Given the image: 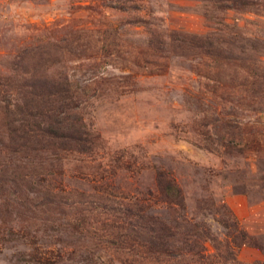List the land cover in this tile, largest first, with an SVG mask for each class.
Returning <instances> with one entry per match:
<instances>
[{"label": "rangeland", "instance_id": "rangeland-1", "mask_svg": "<svg viewBox=\"0 0 264 264\" xmlns=\"http://www.w3.org/2000/svg\"><path fill=\"white\" fill-rule=\"evenodd\" d=\"M249 1L0 0V140L49 101L41 129L85 133L21 164L0 151V264H264V98L247 85L264 0ZM59 77L72 100L49 95ZM160 228L170 255L152 251Z\"/></svg>", "mask_w": 264, "mask_h": 264}, {"label": "trees", "instance_id": "trees-1", "mask_svg": "<svg viewBox=\"0 0 264 264\" xmlns=\"http://www.w3.org/2000/svg\"><path fill=\"white\" fill-rule=\"evenodd\" d=\"M240 5L244 6L245 8H254L255 6H259L257 3H255L253 0L249 2H242ZM232 7V6H230ZM233 8V7H232ZM254 11L253 9H251ZM261 48L264 49V41L260 42ZM256 67V69H251L248 72V78H247V85L250 89L251 95L253 96H259L261 98H264V66ZM53 86L49 88V95H51L54 99V101H62L72 100V93L71 88L67 82L66 77L62 78L59 77L58 80L52 81ZM32 90L26 94L27 98L23 97V101H33L34 99L39 98L37 101H42V97L40 94H35V89L33 87ZM47 94V93H45ZM40 96V97H39ZM36 101V102H37ZM53 101V102H54ZM48 105H50V101L46 103L44 108L39 105H34L31 110L26 111L24 115H22V118L20 119H14L9 120L5 124L9 125L7 132H2V137L0 140V151L2 152L10 150L12 153L16 155V157L19 159L20 164L24 160L28 159L29 157H32L31 155H36L37 153H41L43 151H47L45 146H55L53 152H61L63 150H72V144L74 146H78V144L83 139V134L81 133L79 129H77L75 123H70L66 125V127L63 125L64 122L55 121V123H58V127L56 128V131L51 129V126L49 125L46 130L41 129V124L38 123L36 120L41 119L45 117L47 114ZM18 109V107H16ZM62 107H60L61 109ZM20 111V110H19ZM60 112V111H59ZM17 113V112H16ZM22 114V113H19ZM30 117L31 121H33L32 124H29L26 120L24 122V117ZM50 120V117H48ZM227 128L231 127L234 131L238 130V125H232L227 124L225 125ZM66 129V132H63L62 130ZM6 142H10L11 144L8 145ZM77 152L83 151L82 148L77 147ZM28 164V163H27ZM30 165V161H29ZM15 186H10V188H14ZM17 190V188H16ZM16 193L20 194V191H15ZM15 192L13 194L15 195ZM162 192L169 197H176L179 193V190L177 189L176 185H174L173 182H167L165 186L163 187ZM49 195V194H48ZM45 199L51 203H56L55 199L46 198ZM42 201V200H41ZM60 202V201H59ZM142 216V214H141ZM137 225L139 228L138 236L139 238L142 236L141 234V227L143 225V221L138 217V223ZM167 229V227H165ZM165 229H155V231H150L152 234L155 235V242L153 245L152 251L156 254H167L170 255V253H167L169 251L168 248L164 247L163 245H158L157 242H161L163 236L165 235H159L158 232L165 230ZM149 232V233H150ZM124 234V235H123ZM120 234V238H123L127 240L129 236L126 233Z\"/></svg>", "mask_w": 264, "mask_h": 264}]
</instances>
